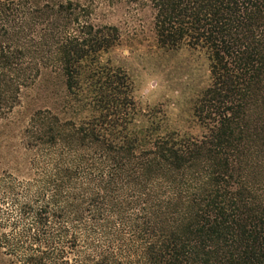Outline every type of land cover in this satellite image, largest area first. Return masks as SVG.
Wrapping results in <instances>:
<instances>
[{
    "label": "trees",
    "instance_id": "obj_1",
    "mask_svg": "<svg viewBox=\"0 0 264 264\" xmlns=\"http://www.w3.org/2000/svg\"><path fill=\"white\" fill-rule=\"evenodd\" d=\"M148 1L157 45L203 53L200 136L161 132L74 0H0V122L44 74L21 163L0 171L9 264H264V0Z\"/></svg>",
    "mask_w": 264,
    "mask_h": 264
},
{
    "label": "rangeland",
    "instance_id": "obj_2",
    "mask_svg": "<svg viewBox=\"0 0 264 264\" xmlns=\"http://www.w3.org/2000/svg\"><path fill=\"white\" fill-rule=\"evenodd\" d=\"M85 6L97 27L113 26L119 32L117 46L102 62L125 72L133 85V97L142 112L154 111L161 119V132L197 137L202 133L193 118V103L209 83L208 63L203 55L185 48L176 51L157 45L154 12L148 1L74 0ZM62 81L42 75L24 91L20 105L0 122V171L21 163L24 155L23 130L29 116L57 104L55 93ZM0 264H9L0 252Z\"/></svg>",
    "mask_w": 264,
    "mask_h": 264
}]
</instances>
